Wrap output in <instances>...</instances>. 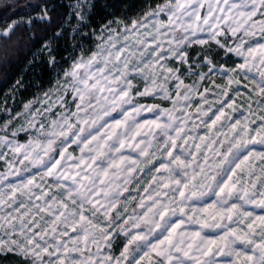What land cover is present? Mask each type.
Returning <instances> with one entry per match:
<instances>
[{
	"label": "snow or ice",
	"instance_id": "6c2138e0",
	"mask_svg": "<svg viewBox=\"0 0 264 264\" xmlns=\"http://www.w3.org/2000/svg\"><path fill=\"white\" fill-rule=\"evenodd\" d=\"M0 264H264V0H0Z\"/></svg>",
	"mask_w": 264,
	"mask_h": 264
}]
</instances>
